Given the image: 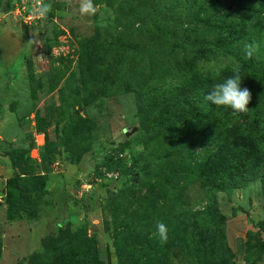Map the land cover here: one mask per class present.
Masks as SVG:
<instances>
[{"label": "rangeland", "instance_id": "1", "mask_svg": "<svg viewBox=\"0 0 264 264\" xmlns=\"http://www.w3.org/2000/svg\"><path fill=\"white\" fill-rule=\"evenodd\" d=\"M79 3L0 0V264H264V187L249 188L264 185V30L235 43L191 30L188 42L207 41L203 80L184 109L168 90L156 107L150 89L171 66L152 48L189 22L179 0H93L94 15ZM236 65L248 112L202 105ZM15 174L29 196L48 190L36 220L6 219Z\"/></svg>", "mask_w": 264, "mask_h": 264}, {"label": "trees", "instance_id": "2", "mask_svg": "<svg viewBox=\"0 0 264 264\" xmlns=\"http://www.w3.org/2000/svg\"><path fill=\"white\" fill-rule=\"evenodd\" d=\"M258 4L264 6V0H179L180 8L185 10V18L188 19L189 22L186 24H183L182 22V24L177 26L182 30H179V37L178 34H173L172 38L174 42L172 45L162 43L161 45L152 48L153 53L155 52V56L157 54L160 57H164L167 54V63L171 66L167 70L163 69L157 72L158 86L150 89V95L148 96L150 97L153 106H158V98H161L168 90L169 95L178 93L176 97H174L171 105L180 106L184 109L185 104H182V99L187 97V93L183 92V90L188 88L191 82L195 84L198 83V80H203L202 77L204 75L203 72L200 71L202 70L200 67L202 56L196 53V51L200 47L205 48L207 41L201 38L202 40L188 42L186 38L189 37L188 34L191 30H197V32H199V30H205V33L213 35H228L229 38H232V42L235 43L240 37V30H264V15H262L264 10H258ZM258 11L261 13L256 14ZM240 13L245 14V20H241L238 17ZM216 30L218 32H216ZM203 33L204 32L201 31L198 34L201 36ZM240 58L243 57L241 56ZM254 63L255 60L249 64L252 65ZM173 69H176L177 71L176 76H173V74L169 76ZM168 76H173V78L168 79ZM254 77H256V75ZM255 79L260 82V84L264 85L263 69L262 74H259ZM173 82L175 83L172 86L171 84ZM252 103V107L256 106L258 103L260 105L262 104L261 101ZM202 105H205V107L211 109V111L219 109L211 102L204 100L202 101ZM192 107H194V104L187 106V108ZM216 140H220V137H217ZM231 153H233L232 148L228 154ZM204 189L209 197V201L212 203V200H210L213 198L212 188L205 183ZM4 190L7 205L6 219L8 221H13L17 218L28 221L36 220L39 215V206L43 202L42 196L48 193V190H41L33 196L27 195L24 191L21 177L18 174L9 177L5 181ZM45 251L46 245L42 244L41 251L34 253V258L41 257ZM30 264H32V262Z\"/></svg>", "mask_w": 264, "mask_h": 264}, {"label": "clouds", "instance_id": "3", "mask_svg": "<svg viewBox=\"0 0 264 264\" xmlns=\"http://www.w3.org/2000/svg\"><path fill=\"white\" fill-rule=\"evenodd\" d=\"M72 0H64L65 4L70 5ZM51 6L47 3H40L34 14L41 18H46ZM97 11L93 0H80L79 12L81 15H94ZM244 54L247 59H251L256 53L257 48L254 44L246 43L244 45ZM240 66L236 65L232 69V75L214 82L210 91L205 96L206 101L211 102L217 108H229L234 115L247 113L252 94L248 88H241L242 76L240 75ZM264 187L260 181L252 182L249 185L250 190L260 191ZM156 232L154 235L160 243H166L168 240V228L163 222L156 223Z\"/></svg>", "mask_w": 264, "mask_h": 264}]
</instances>
